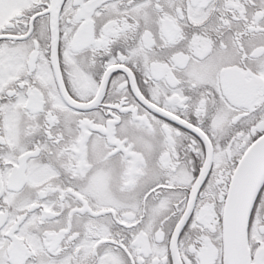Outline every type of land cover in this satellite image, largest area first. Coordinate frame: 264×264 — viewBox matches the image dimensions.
Returning <instances> with one entry per match:
<instances>
[{"label": "snow or ice", "instance_id": "6c2138e0", "mask_svg": "<svg viewBox=\"0 0 264 264\" xmlns=\"http://www.w3.org/2000/svg\"><path fill=\"white\" fill-rule=\"evenodd\" d=\"M0 264H264V0H0Z\"/></svg>", "mask_w": 264, "mask_h": 264}]
</instances>
